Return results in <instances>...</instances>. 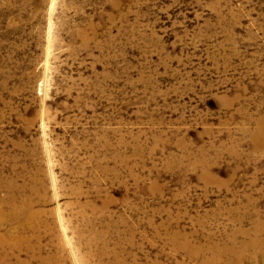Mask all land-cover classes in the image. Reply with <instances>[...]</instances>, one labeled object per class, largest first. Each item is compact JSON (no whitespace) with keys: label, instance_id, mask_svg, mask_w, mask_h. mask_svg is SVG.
<instances>
[{"label":"rangeland","instance_id":"obj_1","mask_svg":"<svg viewBox=\"0 0 264 264\" xmlns=\"http://www.w3.org/2000/svg\"><path fill=\"white\" fill-rule=\"evenodd\" d=\"M0 181L5 264H264V0H0Z\"/></svg>","mask_w":264,"mask_h":264},{"label":"bare ground","instance_id":"obj_2","mask_svg":"<svg viewBox=\"0 0 264 264\" xmlns=\"http://www.w3.org/2000/svg\"><path fill=\"white\" fill-rule=\"evenodd\" d=\"M7 187H9L10 189L8 188L9 190L6 196L0 197V245L4 246L5 251H6L5 253L3 252L4 253V256L2 258L3 260L8 256V254H11L13 252L15 253L23 249L22 245L24 243L28 242L26 244L28 249H32V247H35V245H31L30 243V241L32 240L37 243L36 249L37 250L40 249L39 248L40 247L39 245L40 237L38 234L39 228L41 226L47 229H50L53 227V223L51 221L49 222L50 226H48V222L42 219V215L44 213L42 212V210H40L39 208L38 209L33 208V200L30 194H24V195L20 194L19 195L18 192L17 193L15 192L16 190L14 189L17 188L18 190H20L22 188L21 186L19 188V186L17 187V185L16 184L14 185V182L11 181L9 182V185H7ZM35 190H36V187L34 191ZM44 190L45 189L43 188L40 190H36V192L38 193V196L41 197ZM7 223H10V226L7 228H4L5 227L4 225L5 224L7 225ZM42 259L44 261V264L51 263V260L49 257H44ZM0 264H5V263L0 262ZM56 264H60V261Z\"/></svg>","mask_w":264,"mask_h":264}]
</instances>
